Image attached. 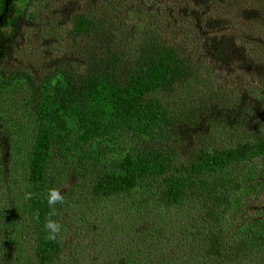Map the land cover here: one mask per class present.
Masks as SVG:
<instances>
[{"label": "trees", "instance_id": "1", "mask_svg": "<svg viewBox=\"0 0 264 264\" xmlns=\"http://www.w3.org/2000/svg\"><path fill=\"white\" fill-rule=\"evenodd\" d=\"M158 1L65 0L43 23L65 25L69 57L0 69V192L29 209L30 264H264V41L255 52L228 28L244 0ZM4 92L21 96L20 122L5 118ZM21 148L13 183L6 160ZM52 189L64 199L50 207ZM66 228L77 230L68 253ZM160 238L173 251L145 254Z\"/></svg>", "mask_w": 264, "mask_h": 264}, {"label": "rangeland", "instance_id": "2", "mask_svg": "<svg viewBox=\"0 0 264 264\" xmlns=\"http://www.w3.org/2000/svg\"><path fill=\"white\" fill-rule=\"evenodd\" d=\"M152 1L153 0H146L145 5L159 3L158 0ZM131 2L133 4V0H131ZM137 2L138 0H135L134 4H137ZM24 3L27 4L23 6ZM21 4L23 7H21ZM66 6L67 3L65 0H0V19L3 18V22L0 20V40L2 42L1 53L3 51L4 44L7 46L4 51L2 64L0 65V69L2 71L1 73L15 70L16 67H40L43 65L44 61L60 60L63 55V59L69 57L72 50L73 41L68 37L65 25L63 24L64 27L58 26L57 21L54 22V24L57 25L56 27L47 25V22L43 23L48 15L51 17L50 21L54 20L52 15L62 18L60 14H64L66 12ZM167 7H173L172 3H168ZM23 8L27 11V14L22 13ZM238 8H241V15L237 20L234 19L227 21L229 25L228 28L240 27V33H242L246 44L250 43V45L255 47L254 51L257 52L258 47L261 49L263 47H260L258 43V47L255 46L254 42L264 41V0H244L243 3L238 1ZM196 9H198V7H196ZM206 11H208V9ZM212 11L213 7H211L209 13H212ZM200 12H202V8L200 9ZM33 15L36 16L37 20L32 17ZM18 17L21 27L17 32L18 36L13 37L12 34H9L11 39H5V30L7 25ZM136 17L139 19L137 15ZM188 24L189 22H187V27ZM213 32L214 35H218L216 30ZM263 56L264 53L262 52L261 58H263ZM221 71L222 67H220L218 76H216L218 80H220ZM225 76L228 78L229 71L226 72ZM252 79L253 82H255V85H260V83L263 82L260 81L258 77L253 76ZM18 85L19 88L15 87L14 91L20 93L23 87L20 84ZM262 86L264 89V83H262ZM17 99L21 100V96L18 94L15 96L9 95L7 92L2 94V103L5 107V109L2 110L4 111V116L7 121H10L11 123L21 115V113H18L16 110L17 106L15 104L18 102ZM16 121L20 122L18 120ZM29 139L30 136L28 135L27 131H25L22 135V142L26 143L29 141ZM25 161L26 150L24 148L18 150L16 157H9V160H6V172H8V176L12 178L13 183H15V181L18 182L17 177L20 174V168L23 167L22 163ZM70 185L71 182L66 181L62 184V188L64 190L68 189ZM16 197L17 190H12L8 193L0 192V239L2 240V245H0L1 264H14V262H17V260L28 262L27 264L32 263V241L34 239H32V236L29 235L32 227L30 218L27 215L29 209L21 208L20 202L22 197L20 195H18V198ZM19 209H21V214H16V211ZM8 212H11L9 215L13 216L18 222L15 224V230L11 225L7 224ZM176 213L177 212L173 210L169 211L171 218H174ZM62 215L64 216L66 223H71L75 217L73 214L71 216V213L68 210L63 212ZM183 215L184 211L182 214L179 213L178 217L181 218ZM60 221H62L61 218ZM136 229H139V227ZM76 231V229L70 230V228H66L64 230L63 248H65L67 253L70 250L73 239L76 237ZM13 234L17 236L15 241L7 242V238ZM78 239L79 238H77L76 241H78ZM170 240L172 239L160 238L158 243L148 240L142 247V250L146 252L145 254L150 255L162 253L168 255L173 251L171 248L173 242ZM176 254L178 255V252Z\"/></svg>", "mask_w": 264, "mask_h": 264}, {"label": "clouds", "instance_id": "3", "mask_svg": "<svg viewBox=\"0 0 264 264\" xmlns=\"http://www.w3.org/2000/svg\"><path fill=\"white\" fill-rule=\"evenodd\" d=\"M63 199L64 198L59 190L56 189L50 190V194L48 196V204L50 207H53L58 202L63 203ZM52 214L54 215L55 211H53ZM45 228L48 230L49 238L54 240L56 239V235L60 232L61 226L57 222L49 219L45 224Z\"/></svg>", "mask_w": 264, "mask_h": 264}, {"label": "flooded vegetation", "instance_id": "4", "mask_svg": "<svg viewBox=\"0 0 264 264\" xmlns=\"http://www.w3.org/2000/svg\"><path fill=\"white\" fill-rule=\"evenodd\" d=\"M1 20V19H0Z\"/></svg>", "mask_w": 264, "mask_h": 264}]
</instances>
